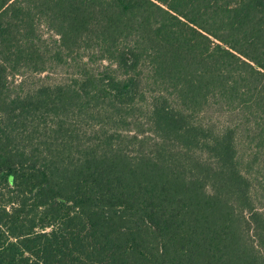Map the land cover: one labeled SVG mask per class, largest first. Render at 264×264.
<instances>
[{"label": "trees", "instance_id": "1", "mask_svg": "<svg viewBox=\"0 0 264 264\" xmlns=\"http://www.w3.org/2000/svg\"><path fill=\"white\" fill-rule=\"evenodd\" d=\"M263 203L264 0H0V264H264Z\"/></svg>", "mask_w": 264, "mask_h": 264}, {"label": "rangeland", "instance_id": "2", "mask_svg": "<svg viewBox=\"0 0 264 264\" xmlns=\"http://www.w3.org/2000/svg\"><path fill=\"white\" fill-rule=\"evenodd\" d=\"M75 73H76V70H75L74 63L71 62V63H68V64L62 66V67L57 68L56 70H52L51 73H48V77H47L46 82L47 83L48 82L54 83V82H58V81L63 80V78L69 79ZM16 79H17L16 82H18L20 78H16ZM38 83H39V80L37 77L28 76L26 81H25L24 87L26 89L32 88ZM12 89L18 90L17 88H12ZM213 119L215 121H219L221 123H224L230 118L227 114L219 115L218 113H214ZM260 210L264 212V203L262 204V206H260Z\"/></svg>", "mask_w": 264, "mask_h": 264}]
</instances>
